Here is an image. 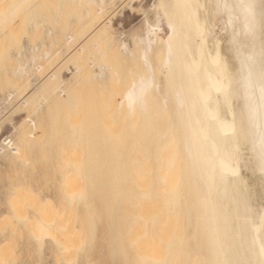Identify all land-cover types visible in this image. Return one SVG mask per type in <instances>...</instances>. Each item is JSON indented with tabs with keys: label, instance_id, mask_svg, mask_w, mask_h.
<instances>
[{
	"label": "bare ground",
	"instance_id": "obj_1",
	"mask_svg": "<svg viewBox=\"0 0 264 264\" xmlns=\"http://www.w3.org/2000/svg\"><path fill=\"white\" fill-rule=\"evenodd\" d=\"M66 1L83 9L82 21L91 29L95 16L104 19L116 0ZM158 2L145 33L135 38L138 55L128 41L121 43L123 56H137L142 67L119 103L132 119L131 131L139 133L130 146L136 150L109 152L106 161L115 174L103 183L82 184L79 171H64L63 181L72 182L61 193L103 204L117 216L124 264H264V208L255 202L263 209H254L240 177L241 163L245 172L264 175V0ZM210 15L219 18L218 32L225 33L232 57L223 52ZM108 19L82 44L111 26ZM42 26L36 22L34 29ZM51 26H59L58 19ZM34 50L25 63L17 60L20 79L38 60L53 57L51 49L43 57ZM106 75L103 65L96 78ZM152 131L167 136L153 138ZM11 147L21 157L23 147ZM244 150L250 158H243ZM38 200L15 193L10 205L19 214L26 201L39 209Z\"/></svg>",
	"mask_w": 264,
	"mask_h": 264
},
{
	"label": "rangeland",
	"instance_id": "obj_2",
	"mask_svg": "<svg viewBox=\"0 0 264 264\" xmlns=\"http://www.w3.org/2000/svg\"><path fill=\"white\" fill-rule=\"evenodd\" d=\"M132 1L116 0L101 20L91 12L96 19L94 28L88 29L91 24L82 21L83 9L79 12L66 0H0V264H124L117 216L103 204L93 206L90 199L88 203L85 198H69L61 190L72 182L63 181L64 171H79L82 184L103 183L115 174L106 155L136 150L130 146L139 133L133 127L131 131L132 119L119 103L142 67L137 56L134 60L123 56L121 43L128 41L138 55L135 38L145 33L146 20L159 11V0ZM210 18L223 52L232 57L225 51L229 46L225 33L218 32L219 18ZM54 19L57 28L51 26ZM107 19L112 23L103 27L107 32L102 28L82 44ZM36 22L43 29L35 30ZM66 35L73 38L71 45ZM79 43L82 52L76 50ZM34 48L40 49L39 57L51 49L53 57L48 63L38 60L20 79L18 64L36 53ZM103 65L107 75L97 79ZM36 66L43 69L36 72ZM51 74L57 75L55 80ZM110 143L118 147L109 148ZM13 145L23 147L21 157L12 155ZM242 153L250 158L247 150ZM243 168L240 177L254 209L261 204L264 208V175ZM15 193L39 199V209L26 201L15 214L10 205Z\"/></svg>",
	"mask_w": 264,
	"mask_h": 264
}]
</instances>
